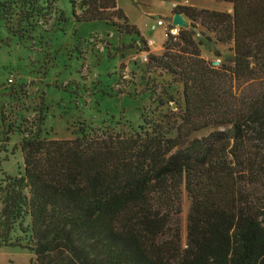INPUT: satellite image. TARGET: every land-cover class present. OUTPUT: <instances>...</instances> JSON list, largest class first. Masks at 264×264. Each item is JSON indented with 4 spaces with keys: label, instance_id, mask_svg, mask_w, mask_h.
I'll list each match as a JSON object with an SVG mask.
<instances>
[{
    "label": "trees",
    "instance_id": "16d2710c",
    "mask_svg": "<svg viewBox=\"0 0 264 264\" xmlns=\"http://www.w3.org/2000/svg\"><path fill=\"white\" fill-rule=\"evenodd\" d=\"M209 1L233 11L173 12L231 45V57L219 67L206 61L186 28L147 56L183 85L180 122H146L130 135L84 126L74 139L40 138L37 128L19 144L23 175L0 187V247L29 249L32 264H264V0ZM73 8L77 23L140 35L117 0ZM27 217L31 247H22L10 239L16 227L26 232Z\"/></svg>",
    "mask_w": 264,
    "mask_h": 264
},
{
    "label": "rangeland",
    "instance_id": "374dc122",
    "mask_svg": "<svg viewBox=\"0 0 264 264\" xmlns=\"http://www.w3.org/2000/svg\"><path fill=\"white\" fill-rule=\"evenodd\" d=\"M73 1L80 2L0 0V187L7 177L23 175L19 144L39 127L40 138L74 139L84 126L130 135L146 128V122L179 123L185 107L183 85L149 67L147 56H160L170 29L180 31L173 25L176 7L233 11L231 4L209 0H117L127 23L140 32L125 35L106 22L77 23ZM62 14L65 23L60 21ZM186 21L202 58L219 67L232 56L231 45L218 44L200 25L192 28ZM220 129H207L193 138ZM27 130L34 132L29 135ZM175 135L171 130L170 136ZM190 206L183 190V245ZM30 228L27 217L26 232L16 227L10 240L31 247ZM35 260L29 249L0 247V264Z\"/></svg>",
    "mask_w": 264,
    "mask_h": 264
},
{
    "label": "water",
    "instance_id": "95a60500",
    "mask_svg": "<svg viewBox=\"0 0 264 264\" xmlns=\"http://www.w3.org/2000/svg\"><path fill=\"white\" fill-rule=\"evenodd\" d=\"M173 25L179 28H186L188 26V23L183 15L175 14Z\"/></svg>",
    "mask_w": 264,
    "mask_h": 264
},
{
    "label": "built area",
    "instance_id": "2783aa9c",
    "mask_svg": "<svg viewBox=\"0 0 264 264\" xmlns=\"http://www.w3.org/2000/svg\"><path fill=\"white\" fill-rule=\"evenodd\" d=\"M159 25H160V26H163V22H160ZM169 33H170L172 36H177V35L179 34V30H177V29H175V28H174V29L171 28L170 31H169Z\"/></svg>",
    "mask_w": 264,
    "mask_h": 264
}]
</instances>
